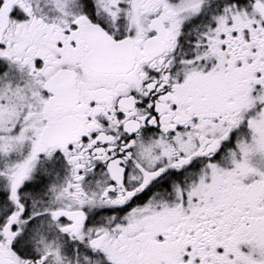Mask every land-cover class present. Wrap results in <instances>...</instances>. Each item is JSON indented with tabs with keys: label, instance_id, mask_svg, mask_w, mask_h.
Wrapping results in <instances>:
<instances>
[{
	"label": "snow or ice",
	"instance_id": "snow-or-ice-1",
	"mask_svg": "<svg viewBox=\"0 0 264 264\" xmlns=\"http://www.w3.org/2000/svg\"><path fill=\"white\" fill-rule=\"evenodd\" d=\"M0 264H264V0H0Z\"/></svg>",
	"mask_w": 264,
	"mask_h": 264
}]
</instances>
